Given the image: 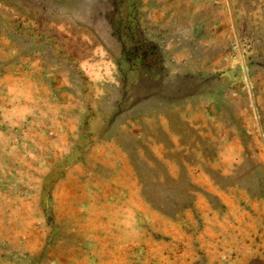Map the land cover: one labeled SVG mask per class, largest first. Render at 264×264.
<instances>
[{
    "label": "rangeland",
    "instance_id": "rangeland-1",
    "mask_svg": "<svg viewBox=\"0 0 264 264\" xmlns=\"http://www.w3.org/2000/svg\"><path fill=\"white\" fill-rule=\"evenodd\" d=\"M0 264H264V0H0Z\"/></svg>",
    "mask_w": 264,
    "mask_h": 264
}]
</instances>
